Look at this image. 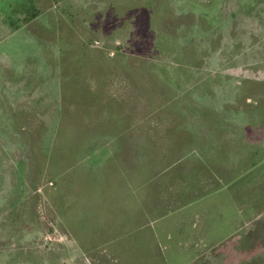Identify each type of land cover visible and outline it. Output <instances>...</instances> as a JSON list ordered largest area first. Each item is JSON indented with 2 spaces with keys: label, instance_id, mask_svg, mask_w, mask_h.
Instances as JSON below:
<instances>
[{
  "label": "rangeland",
  "instance_id": "1",
  "mask_svg": "<svg viewBox=\"0 0 264 264\" xmlns=\"http://www.w3.org/2000/svg\"><path fill=\"white\" fill-rule=\"evenodd\" d=\"M70 34L78 46L60 59L61 72H82L73 84L92 85L73 96L66 81L55 93L51 68ZM185 118L207 145L215 141L206 122L239 130L245 151L230 166L233 152L219 155L225 183L240 184L239 224L220 220L217 250L192 264H264V0H0V264H105L107 253L56 212L59 197L73 194V152L91 144L80 132L117 130L124 120L129 150L170 151L164 161H172L178 135L154 132H182L173 127ZM148 230L143 242L127 241L118 264H159Z\"/></svg>",
  "mask_w": 264,
  "mask_h": 264
},
{
  "label": "crops",
  "instance_id": "2",
  "mask_svg": "<svg viewBox=\"0 0 264 264\" xmlns=\"http://www.w3.org/2000/svg\"><path fill=\"white\" fill-rule=\"evenodd\" d=\"M61 39V44L66 41L72 45L74 34ZM80 89L81 86L75 85L70 90L78 92ZM187 121L191 124L185 118L184 122L177 120L173 127L183 129L182 132L171 131V127L168 136L165 131L162 135L154 132V138L171 135L172 139L178 135L176 148L171 152L172 161L171 158L164 161L165 155L171 157L170 151L153 156L149 149L146 152L137 148L129 150L131 142L134 143V134L129 130L87 134L85 138L91 140L88 148L73 152L72 166L78 165L85 172L81 174L79 169L72 172L68 185L73 194L71 198L59 197L57 217H71L79 240L87 242L94 251L107 253L105 264H118V259L123 257L120 253L124 252L123 246L128 247L127 241L143 242L145 228H149L147 235L162 254L158 257L159 264H192L201 259L203 252L217 250L218 240H213L211 235L216 233L220 220L225 221L227 217L239 224L240 198L235 191L240 190V184L235 179L225 183L224 160L219 156L223 149L233 152L232 162H226L227 166L234 165V157L241 159L240 153L245 151H238L239 130H230L219 120H213L210 125L206 122L205 132L215 141L207 145L199 136V130L188 129ZM258 125L261 126L260 121ZM262 134L264 137V130ZM136 139L141 140L143 136L137 134ZM193 147H198L199 151L193 152ZM254 164L256 166V162ZM247 165L253 169V163ZM225 200L228 203H224ZM210 216L215 219L211 220ZM85 222L87 229L83 227ZM165 241L171 245L167 254L164 253L166 246L160 244Z\"/></svg>",
  "mask_w": 264,
  "mask_h": 264
},
{
  "label": "flooded vegetation",
  "instance_id": "3",
  "mask_svg": "<svg viewBox=\"0 0 264 264\" xmlns=\"http://www.w3.org/2000/svg\"><path fill=\"white\" fill-rule=\"evenodd\" d=\"M220 1H222V0H220ZM31 39V37H29V39L28 40H30ZM86 43H88V42H90V41H87V40H84ZM73 42V41H72ZM91 43V42H90ZM67 46V48H63V47H65L63 44H61L60 45V47L58 48V50L55 52V53H53V61H52V64H51V68H52V71L53 72H55V74H56V69L58 70V76H57V81H58V84H56V86H55V93H57L61 88V85H60V83H59V81H62V83L64 82V84H65V81L66 82H70V84H73L74 82H73V79H72V77L73 76H75V75H78V74H82V72H77V73H75L74 74V72H68V71H66L65 73L64 72H61L62 70H61V68L62 67H64V65H61L60 67H59V64H61V62H60V59H63L64 57H67L68 55H69V48H75V46H78L77 44L76 45H66ZM55 68V69H54ZM63 73L65 74V75H68L67 77H65V78H61L60 79V77H62V75H63ZM69 84V85H70ZM76 86L78 85L79 87L81 86V88H83L84 86H87L88 85V83L86 84V85H84V83H77V84H75ZM74 84H73V86H75ZM72 86V87H73ZM71 87V88H72ZM72 92V91H71ZM72 96L74 95V91H73V93L71 94ZM96 115V114H95ZM256 118H255V124H254V126H255V128H258V126H257V123L260 121V115H256L255 116ZM81 121V120H80ZM98 121H101V120H99V118H98V116L96 115V120H95V122L97 123ZM122 123H123V120H121V121H119V122H117L116 123V125L115 126H119V127H121L122 126ZM94 125H96V124H94ZM86 127V129H84V131H81L80 133V136L81 135H83V137H87V134H90V133H94L93 132V130H92V128L88 125V124H86L85 125ZM119 127L118 128H116V129H119ZM78 137V136H77ZM65 164V163H64Z\"/></svg>",
  "mask_w": 264,
  "mask_h": 264
}]
</instances>
